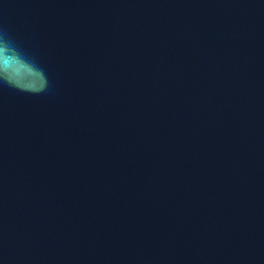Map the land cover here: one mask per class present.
<instances>
[{
    "label": "water",
    "instance_id": "95a60500",
    "mask_svg": "<svg viewBox=\"0 0 264 264\" xmlns=\"http://www.w3.org/2000/svg\"><path fill=\"white\" fill-rule=\"evenodd\" d=\"M0 264H264V0H0Z\"/></svg>",
    "mask_w": 264,
    "mask_h": 264
}]
</instances>
